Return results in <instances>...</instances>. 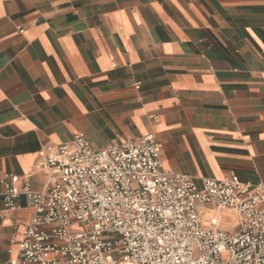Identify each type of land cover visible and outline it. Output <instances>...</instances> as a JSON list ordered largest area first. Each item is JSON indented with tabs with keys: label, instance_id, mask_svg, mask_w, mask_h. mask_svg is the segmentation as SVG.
<instances>
[{
	"label": "crops",
	"instance_id": "crops-1",
	"mask_svg": "<svg viewBox=\"0 0 264 264\" xmlns=\"http://www.w3.org/2000/svg\"><path fill=\"white\" fill-rule=\"evenodd\" d=\"M80 131L98 149L152 135L198 186L264 182V0H0V175L47 189L38 151ZM18 203L0 263L34 216Z\"/></svg>",
	"mask_w": 264,
	"mask_h": 264
},
{
	"label": "built area",
	"instance_id": "built-area-1",
	"mask_svg": "<svg viewBox=\"0 0 264 264\" xmlns=\"http://www.w3.org/2000/svg\"><path fill=\"white\" fill-rule=\"evenodd\" d=\"M35 168L52 180L47 189L0 175V217L20 197L34 211L18 257L0 264H264V182L232 172L198 186L165 168L152 135L98 149L80 131L41 148ZM228 211L237 231L222 227Z\"/></svg>",
	"mask_w": 264,
	"mask_h": 264
},
{
	"label": "rangeland",
	"instance_id": "rangeland-1",
	"mask_svg": "<svg viewBox=\"0 0 264 264\" xmlns=\"http://www.w3.org/2000/svg\"><path fill=\"white\" fill-rule=\"evenodd\" d=\"M225 217L227 219V222L232 223L234 221L233 217L230 214L225 213Z\"/></svg>",
	"mask_w": 264,
	"mask_h": 264
}]
</instances>
